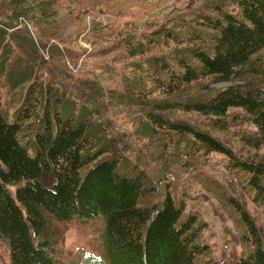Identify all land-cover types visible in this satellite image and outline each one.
I'll list each match as a JSON object with an SVG mask.
<instances>
[{"label":"trees","instance_id":"obj_1","mask_svg":"<svg viewBox=\"0 0 264 264\" xmlns=\"http://www.w3.org/2000/svg\"><path fill=\"white\" fill-rule=\"evenodd\" d=\"M229 1L236 13L219 0L209 7L214 16L198 12L141 38L118 36L130 73L106 96L96 78L71 92L38 79L59 54L51 0H0V236L8 264H59L51 221L95 217L105 224L103 264H212L199 223L169 192L154 201L155 187L121 153L102 116L109 107L134 108V135L159 153L222 155L264 208V0ZM217 83L231 84L213 89ZM234 111L255 129L241 139L252 151L244 159L197 122L222 130ZM227 203L246 245L233 264H264L259 230L242 206Z\"/></svg>","mask_w":264,"mask_h":264},{"label":"rangeland","instance_id":"obj_2","mask_svg":"<svg viewBox=\"0 0 264 264\" xmlns=\"http://www.w3.org/2000/svg\"><path fill=\"white\" fill-rule=\"evenodd\" d=\"M51 1L58 13L56 39L51 43L59 47V54L45 60L38 79L71 92L79 87L82 79L96 78L109 96L110 91H119L123 76L130 73L126 68L129 60L121 56L122 41L118 36L135 33L141 38L161 25H169L171 19L182 16L193 20L198 12L214 16L209 7L219 0ZM222 5L229 12L237 11L229 0H223ZM262 57L264 59V50ZM229 84L217 83L212 88ZM9 98V92L4 89L1 92L3 107ZM17 107L9 110V117ZM133 112L134 108L116 106L109 107L102 116L109 123L111 134L118 136V148L123 156L131 166L145 173L155 187L153 200L161 202L169 192L174 202L182 206L183 216L194 217L199 223L198 240L206 247L207 259L212 264H233L246 251L238 215L227 199L244 208L264 243V208L252 201L250 189L240 175L228 168L226 159L216 153L198 154V159L183 154L173 156L168 153L171 150L159 153L153 143L134 135ZM197 122L238 159L252 153L241 139L255 129L241 112H231L222 130L205 126L204 119ZM262 182L264 185V177ZM51 224L59 264L104 263L105 224L101 217L51 221ZM8 263V244L0 236V264Z\"/></svg>","mask_w":264,"mask_h":264}]
</instances>
